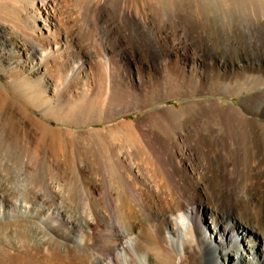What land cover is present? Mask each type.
<instances>
[{"label":"bare ground","instance_id":"1","mask_svg":"<svg viewBox=\"0 0 264 264\" xmlns=\"http://www.w3.org/2000/svg\"><path fill=\"white\" fill-rule=\"evenodd\" d=\"M165 2L0 0V40L18 52L21 78L59 106L67 93L104 91L82 116H68L76 128L102 127L52 129L63 162L34 148L30 131L8 126L12 112L0 115V207L10 210L0 225V264H264V126L240 111H219L225 135H203L187 122L172 137L177 113L168 108L121 118L175 94L181 56L204 65L210 55L239 53L249 68L264 67V24L242 26L233 17L224 26L195 23L181 2ZM196 31L204 36L190 37ZM99 50L108 55L101 76L93 62ZM72 67L64 93L52 68L60 74ZM250 101L264 110V92ZM142 160L162 169L164 184L148 179ZM13 178L27 202H10ZM40 210L54 212L57 225L36 218ZM79 210V220L68 215ZM76 226L85 228L78 240L71 237Z\"/></svg>","mask_w":264,"mask_h":264},{"label":"rangeland","instance_id":"2","mask_svg":"<svg viewBox=\"0 0 264 264\" xmlns=\"http://www.w3.org/2000/svg\"><path fill=\"white\" fill-rule=\"evenodd\" d=\"M165 1L166 4L167 0ZM178 1L183 5V10L181 11L183 12L184 17L192 20L195 23H205L207 21H211L215 23H221L224 26L227 25L229 20H231L233 17L239 23H242L240 24L242 26L244 24H264V0H227V2L223 0H207V2L206 0ZM163 7L166 8L167 5H163ZM207 25L204 27L207 28ZM208 32L209 30L205 31L206 36L208 35ZM196 36L203 37L204 35L201 34V32L196 31L192 32L190 37ZM210 56L206 58L205 62L203 61L204 65H201L198 61L193 63V59L191 57L186 59L181 56V81L179 80L177 84L172 85L175 94H171L167 99H164L158 103V105L147 107L138 112L133 111L129 114H124L121 118L126 117L129 121H135L142 119L145 113L151 112L158 107L164 109L168 108L177 113V117L172 122L173 132L170 133L172 137H176V133L179 131L180 127L179 125L187 122H194L199 128V132L203 135H207V132L212 129L218 130L220 135H225L226 129L223 126V123H220L221 120L218 118L220 115L219 113L221 112H225L228 115L236 111H240L243 114L241 116H244L249 120L258 121L259 124L264 126L263 108L260 109L256 101H250V99L255 98L256 95L264 92V67H257L258 69L249 68L247 66V58L240 56L239 53L236 55H227L224 58ZM18 57V52L15 49H12L6 45L4 41L0 40V84L4 85L5 83H8L7 86H10V91H8L7 88H4L5 92H7V97H0V115H3L4 112L7 111L12 112L13 115L9 116L7 121L8 126H11L18 132L30 131L33 137L32 140L34 139L32 142L34 148L38 150L45 149L48 152L50 160L54 161L58 158H61L60 161L63 162L64 152L61 149L62 147H60L63 145L61 144V136L57 132L52 131V129L67 128L76 130L89 127H102L103 124L99 123L100 125H83L82 127L76 128L74 126L75 122L72 121L68 116L71 114V111H77V115L79 114V116H82L83 114L81 113L85 112V110H87L90 105H96L97 100L102 98L104 91L102 87H100L98 92L92 97L85 98L83 96L84 93L81 90H76L72 93H67L68 99L70 100L63 101L61 106H59L58 102L51 100L47 94L43 93L44 91H38L39 88L37 84H31L29 81H27V79L21 78V69H19L17 66V62L19 61ZM107 59L108 55L106 52L104 53L101 50H99L98 54L94 56L93 62L96 68L98 67L100 76L102 75L101 70L103 69V64ZM223 62L227 63L225 64L227 66L223 65ZM231 63L234 64V67L231 66ZM84 69L87 70L86 68ZM72 70L73 67L66 69L64 72L59 74L54 68H52L54 80L59 84L64 93L67 92L65 89V79H72L73 76L75 77V74H72ZM3 75L5 78H2L4 77ZM18 75H20L19 78L17 77ZM97 78H99V75L96 73V79ZM16 84L17 86H14ZM116 93L114 97L117 98L118 93L117 95ZM121 94L122 93H120V96ZM256 112L263 113V118H254L252 114ZM118 120L119 119L112 120L111 124L117 122ZM21 138L23 139V143L25 140H27L26 136H22ZM121 142L123 143V141ZM0 163L1 184L2 181L4 182L2 173H6V168L2 165L1 161ZM150 163L154 164L151 165ZM140 165L143 166L142 169H144V173H147L146 175L149 176V180L151 178L156 183L159 181V183L164 184L162 180L163 171L154 161L142 160ZM107 173L112 179V175H114L113 172L109 171ZM13 180L11 182V187L13 189L10 190V194H8V197L11 200L10 202L16 205L23 203V201L27 202L28 200H23L26 198L25 194H23L24 192H22L24 191L22 190L23 188L18 187L19 182L17 183V179L13 178ZM113 180L114 179H112V181ZM13 184L15 186H13ZM161 186L164 187L165 185ZM32 205L34 206V204ZM0 211H2V216L0 212V225H3L6 222V216L9 214L8 211H10L8 205H2V207H0ZM79 211L73 213L70 211V214L68 213V215L72 217V219L79 220L82 216V210ZM40 212L41 213L36 214V218L47 220L54 226L57 225L56 215L54 212L50 213V217L47 216L48 213L45 210H40ZM200 228H202V225H200ZM84 230L85 228L76 226V230L71 232V237H76L75 239L77 240L84 237ZM103 233H107V231L104 230ZM12 235L16 236V233H12ZM248 235L249 234H247V237ZM251 235L254 234L251 233ZM254 236L256 237V235ZM255 237L252 236L249 239H251L253 242H259V240H256ZM221 263L227 264L223 259L221 260ZM99 264H103V262H100Z\"/></svg>","mask_w":264,"mask_h":264}]
</instances>
